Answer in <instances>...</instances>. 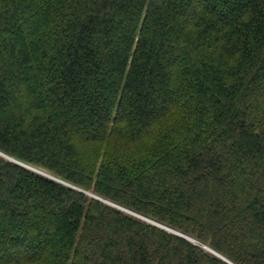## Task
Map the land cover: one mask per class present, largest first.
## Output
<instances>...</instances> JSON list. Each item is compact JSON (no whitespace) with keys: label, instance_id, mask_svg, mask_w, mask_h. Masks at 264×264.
Returning a JSON list of instances; mask_svg holds the SVG:
<instances>
[{"label":"trees","instance_id":"16d2710c","mask_svg":"<svg viewBox=\"0 0 264 264\" xmlns=\"http://www.w3.org/2000/svg\"><path fill=\"white\" fill-rule=\"evenodd\" d=\"M0 152V264H264V0H0Z\"/></svg>","mask_w":264,"mask_h":264},{"label":"water","instance_id":"95a60500","mask_svg":"<svg viewBox=\"0 0 264 264\" xmlns=\"http://www.w3.org/2000/svg\"><path fill=\"white\" fill-rule=\"evenodd\" d=\"M0 155L3 156V157H5V158H7V159H9L10 161L16 162V163H18V164H20V165H23V166L29 168L28 166H26V165H24V164H22V163L16 161L15 159H13V158H11V157H8V156L4 155V154L1 153V152H0ZM39 173H40V172H39ZM40 174H43V175H45V176H47V177H49V178H51V179L57 180V179H55L54 177H51V176L46 175V174H44V173H40ZM89 194H90V193H89ZM93 196H94V195H93ZM95 197H96V196H95ZM96 198H97V199H100L99 197H96ZM100 200L106 202L107 204H112V203H110L109 201H105V200H103V199H100ZM113 205H114V204H113ZM132 214H135V213H132ZM137 216H139V215H137ZM139 217H141L142 219H144V220H146V221H148V222H151L152 224H155V225H157V226H160V227H162V228H164V229H167V230H169V231H171V232H173V233H175V234L181 235V236H183V237L189 239V240L192 241V242H195V243L199 244L196 240H194V239H192V238H190V237H187V236H185V235H183V234H181V233H178V232H176V231H173L172 229L167 228V227H165V226H163V225H161V224H158V223H156V222H154V221H152V220H150V219H147V218H145V217H143V216H139ZM200 245H201V244H200ZM202 246H203L206 250L210 251L211 253H213V254L217 255L218 257H221L222 259H224V260H226L227 262H229L227 259H225L224 257H222L220 254L216 253L215 251H213V250L210 249L209 247L204 246V245H202Z\"/></svg>","mask_w":264,"mask_h":264},{"label":"rangeland","instance_id":"374dc122","mask_svg":"<svg viewBox=\"0 0 264 264\" xmlns=\"http://www.w3.org/2000/svg\"><path fill=\"white\" fill-rule=\"evenodd\" d=\"M12 158V157H11ZM7 159V158H6ZM30 168V167H29ZM31 170H34L35 172H40V171H36L35 169H33V168H30ZM40 173H42V171L40 172ZM39 173V174H40ZM43 175V174H42ZM47 175V174H46ZM106 201V200H105ZM106 203V202H105ZM111 203V202H110ZM110 205H112V206H114V207H117V208H119V209H121V210H123V211H125V212H127V213H133V212H131V211H129V210H127V209H124V208H122V207H118V206H116V205H113V203L112 204H110ZM133 215H135V216H137L138 214H133ZM140 216V215H139ZM139 216H137V217H139ZM139 218H141V217H139ZM142 219V218H141ZM144 220V219H143Z\"/></svg>","mask_w":264,"mask_h":264}]
</instances>
